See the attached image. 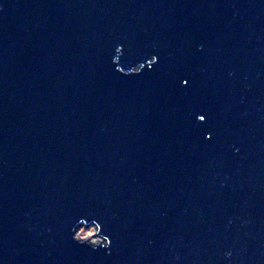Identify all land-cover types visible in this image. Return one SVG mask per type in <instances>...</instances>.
Wrapping results in <instances>:
<instances>
[{
    "label": "water",
    "instance_id": "obj_1",
    "mask_svg": "<svg viewBox=\"0 0 264 264\" xmlns=\"http://www.w3.org/2000/svg\"><path fill=\"white\" fill-rule=\"evenodd\" d=\"M0 264H264V0H0Z\"/></svg>",
    "mask_w": 264,
    "mask_h": 264
},
{
    "label": "snow or ice",
    "instance_id": "obj_2",
    "mask_svg": "<svg viewBox=\"0 0 264 264\" xmlns=\"http://www.w3.org/2000/svg\"><path fill=\"white\" fill-rule=\"evenodd\" d=\"M115 52H116V56L118 57L117 59H116V63L118 64L119 62H120V57H121V55L123 54V49H122V47H116V49H115ZM153 56V55H152ZM151 56V57H152ZM158 61L157 60H155V59H151V58H149V59H147L146 60V63H148V64H151V65H155L156 63H157ZM144 64L145 63H139V66H140V68H143L144 67ZM135 68H136V66L135 67H131L130 69H128V71H125V68H117L116 69V71L117 72H119V73H121L123 76H125V77H127V76H132V75H139L141 72H136L135 71ZM189 84V80L188 79H183L182 80V85L183 86H187ZM197 117H199V121L200 122H204L205 120H206V116L205 115H203V114H200V115H198ZM207 138L208 139H211L212 137H211V133H209L208 135H207ZM82 244V243H81Z\"/></svg>",
    "mask_w": 264,
    "mask_h": 264
},
{
    "label": "clouds",
    "instance_id": "obj_3",
    "mask_svg": "<svg viewBox=\"0 0 264 264\" xmlns=\"http://www.w3.org/2000/svg\"><path fill=\"white\" fill-rule=\"evenodd\" d=\"M97 231L96 228H93L91 231H89L87 234H81L84 232L83 229L80 230V233H75L73 239L84 244L86 241H88V238ZM90 246L95 249L97 246L98 241H89ZM108 245H105V248H107Z\"/></svg>",
    "mask_w": 264,
    "mask_h": 264
},
{
    "label": "rangeland",
    "instance_id": "obj_4",
    "mask_svg": "<svg viewBox=\"0 0 264 264\" xmlns=\"http://www.w3.org/2000/svg\"><path fill=\"white\" fill-rule=\"evenodd\" d=\"M93 228H96L95 225L93 224H90V225H80L77 227L76 229V233H80V230L83 229L84 232L81 233V234H87L89 231H91ZM96 233V232H95ZM93 233L89 238L88 240L89 241H100V237L97 236V234Z\"/></svg>",
    "mask_w": 264,
    "mask_h": 264
}]
</instances>
